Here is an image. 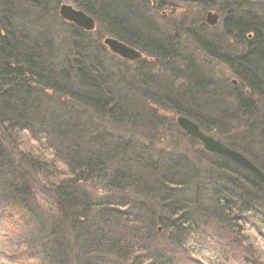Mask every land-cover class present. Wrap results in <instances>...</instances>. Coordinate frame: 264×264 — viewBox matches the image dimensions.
Returning <instances> with one entry per match:
<instances>
[{
  "label": "trees",
  "instance_id": "16d2710c",
  "mask_svg": "<svg viewBox=\"0 0 264 264\" xmlns=\"http://www.w3.org/2000/svg\"><path fill=\"white\" fill-rule=\"evenodd\" d=\"M64 1L0 0V234L9 239L0 256L204 264L208 245L219 264H264L255 244L264 239V183L231 159L183 147L199 140L176 122L183 115L217 132L264 171V0H162L158 13L164 4L170 15L181 16L178 3L200 8L173 32L150 0H68L138 48L134 62L63 20ZM208 10L220 28L205 22ZM196 50L233 80L218 81ZM34 181L53 209L39 204Z\"/></svg>",
  "mask_w": 264,
  "mask_h": 264
},
{
  "label": "water",
  "instance_id": "95a60500",
  "mask_svg": "<svg viewBox=\"0 0 264 264\" xmlns=\"http://www.w3.org/2000/svg\"><path fill=\"white\" fill-rule=\"evenodd\" d=\"M161 1L151 0L153 7ZM59 14L63 20L73 23L86 31H92L95 28V19L84 10L78 9L71 4H62ZM219 18V14L210 11L206 14V23L210 26H215L219 22ZM103 44L112 53L128 61H137L143 56L140 50L112 36L106 37L103 40ZM176 122L188 135L199 140L206 151L231 159L249 170L260 182L264 183V171L247 155L228 146L221 137L205 132L198 123L186 116H177Z\"/></svg>",
  "mask_w": 264,
  "mask_h": 264
},
{
  "label": "rangeland",
  "instance_id": "374dc122",
  "mask_svg": "<svg viewBox=\"0 0 264 264\" xmlns=\"http://www.w3.org/2000/svg\"><path fill=\"white\" fill-rule=\"evenodd\" d=\"M64 3H66V4H71V5H73L71 2H69L68 0H65L64 2H63V4ZM169 3L171 4H173V0H168V5L167 6H169ZM73 6H75V5H73ZM176 6H181L180 8L181 9H179L177 12H179L180 14H181V16L179 15V14H172V15H170V12H169V10L168 9H165V7H166V5L164 4L163 6H161L160 8H159V15H160V13L161 14H163L162 13V11L163 10H165L166 11V15L165 16H163V18H162V20H160V19H158L157 17H159V15L158 14H156V16L154 15V14H152V16H154L155 17V19H156V21H157V23L158 24H160L161 26H163V27H165L166 29H169L170 30V32H173V31H175V28H171V27H173L174 25H176L177 24V22L180 20V18L184 15V16H186V17H188V18H190V17H194V16H197V17H199V15H200V8L198 7V6H192V9H187V10H185L186 9V7L185 6H182V4H176ZM185 10V11H184ZM210 11H212V12H215L216 13V11H214V10H208V11H206L203 15H204V19H205V22H206V14L208 13V12H210ZM167 14H168V17H167ZM202 14V13H201ZM167 18V19H166ZM176 18V19H175ZM95 19V18H94ZM222 18L220 17V20H221ZM220 20H219V23H217L216 24V26H218L219 28H220V26H221V22H220ZM96 22H95V28H94V30H92V31H89V32H91L92 33V36L95 38V40H102V42H103V40L107 37V36H110L109 34L107 35L106 33H104V31H105V29H104V27L102 26V24L99 22V21H97V20H95ZM208 26H210V25H208ZM217 27V28H218ZM171 28V29H170ZM218 32H220V30L218 29L217 30ZM88 32V31H87ZM233 45H235V41L233 42ZM189 50H194V47L193 46H191V48L189 49ZM195 57H197L200 61H201V63H202V65L207 69V70H210V71H212V73H214L215 74V76H216V78L218 79V81H223L224 80V75L223 74H227L228 75V79L229 80H233V76H230V74H228L227 73V70L225 69V66L224 65H221V64H219L218 62H216V61H214V60H211V59H208V58H206V57H204L205 55L204 54H202L201 53V51H198V50H196L195 51ZM134 68V67H133ZM238 84V83H237ZM220 86H221V84H219ZM166 114L167 115H169V116H174V117H176L175 116V114H172L171 112H166ZM177 118V117H176ZM210 134H212V135H215V136H218V134H217V132H215V131H213V132H210ZM232 135V134H231ZM225 139L228 141V142H232V143H234V145H236L237 147H239V148H241V149H243V148H246V146H247V143L245 144L243 141H241L240 139H237V138H235V136H234V138H232V136H229V137H225ZM235 139V140H234ZM181 144H182V146L183 147H188L189 145H190V147L192 148H194L195 150H197V151H199L198 153L199 154H201L200 152H201V150L202 149H204L203 148V145H202V143L200 142V141H196V140H194V139H192V142L189 140V139H185V141L183 140V141H181ZM252 145H253V143H252ZM205 150V149H204ZM62 168H65V167H63L62 166V164H59ZM65 170H66V168H65ZM86 187H88V189L95 195V196H100V195H103V194H105V192H104V190H101L102 188L99 186V185H95L94 186V184H87L86 185ZM33 189H34V192H35V194H36V196H37V199H38V202H39V204L42 206V208H44V209H46V210H51V209H53L54 208V205H53V203H52V201H51V198L46 194L47 193V188H45L44 186H43V184L39 181V182H37V181H34V184H33ZM253 234H256V233H254V230H253ZM254 236H256V235H254ZM6 240V237H3L1 234H0V247L2 246V245H4V241ZM7 240H9V239H7ZM6 240V241H7ZM13 242L11 241V242H6V244H5V246H7V247H10L11 249H14V246H13ZM255 244H257L263 251H264V239L262 238H259V239H257V241H256V243ZM208 249H210V250H208ZM212 251H214V248H212L211 246H208V245H203V253H200V255L201 256H203V257H205L206 258V260H204V264H219L218 262H214V261H217V260H214V258L213 257H211V256H215V255H213V253H211ZM0 264H12V263H10V260L8 259V257L6 256V255H2V256H0ZM184 264V263H183ZM232 264V263H231ZM233 264H235V263H233Z\"/></svg>",
  "mask_w": 264,
  "mask_h": 264
},
{
  "label": "bare ground",
  "instance_id": "6f19581e",
  "mask_svg": "<svg viewBox=\"0 0 264 264\" xmlns=\"http://www.w3.org/2000/svg\"><path fill=\"white\" fill-rule=\"evenodd\" d=\"M151 1V0H150ZM63 4V3H62ZM61 4V5H62ZM160 4V3H159ZM159 4H157L155 7H153V4H152V2H151V8L153 9V10H155V15L156 14H158L159 15V13L156 11V9H158V6H159ZM59 9H60V7H59ZM59 9H58V12H59ZM162 13L163 14H161L160 13V15H159V17H162L163 18V16H165L166 14V11L165 10H163L162 11ZM91 16V15H90ZM94 18V17H93ZM67 22V21H66ZM67 23H69L70 24V22H67ZM71 24H73V23H71ZM64 25V24H63ZM73 25H75V24H73ZM77 26V25H76ZM78 27V26H77ZM107 37H109V36H107ZM136 49H138V48H136ZM139 50V49H138ZM121 58V57H120ZM123 59V58H122ZM132 62H134V61H132ZM248 93V92H247ZM224 143H226V142H224ZM227 144V143H226ZM228 145V144H227ZM229 146V145H228ZM231 148H233L234 150H237V151H239V152H241V153H243V154H245L244 152H242L241 150H239L238 148H236L235 146H230ZM246 155V154H245Z\"/></svg>",
  "mask_w": 264,
  "mask_h": 264
}]
</instances>
